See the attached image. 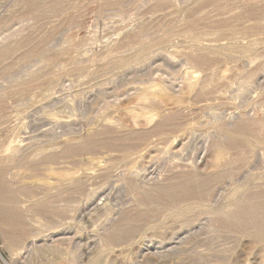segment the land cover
Segmentation results:
<instances>
[{
	"label": "rangeland",
	"instance_id": "1",
	"mask_svg": "<svg viewBox=\"0 0 264 264\" xmlns=\"http://www.w3.org/2000/svg\"><path fill=\"white\" fill-rule=\"evenodd\" d=\"M263 237L264 0H0V264H264Z\"/></svg>",
	"mask_w": 264,
	"mask_h": 264
},
{
	"label": "bare ground",
	"instance_id": "2",
	"mask_svg": "<svg viewBox=\"0 0 264 264\" xmlns=\"http://www.w3.org/2000/svg\"><path fill=\"white\" fill-rule=\"evenodd\" d=\"M46 163H47V162H46ZM170 208H171V207H170ZM172 210H173V209H172ZM181 211H182V210H181ZM162 218H163V217H162ZM176 219H177V218H176ZM184 220H185V219H184ZM185 224H186V223H185ZM175 225H176V224H175ZM197 226H198V225H197ZM180 229L182 230L183 228H180ZM240 229H241V228H240ZM254 231H255V230H254ZM176 232H177V231H176ZM186 233H189V232H186ZM257 233H258V232H257ZM173 235H174V234H173ZM260 235H261V234H260ZM171 237H172V236H171ZM175 237H176V239H177L178 236L175 235ZM166 238H167V237H166ZM178 238H179V237H178ZM181 238H183V237H181ZM263 238H264V237H263ZM165 240H166V239H165ZM170 240H171V239H170ZM179 240H180V239H179ZM183 240H184V239H183ZM166 241H167V240H166ZM174 242H175V241H174ZM181 242H182V240H181ZM177 244H179L178 241H177ZM175 246H176V245H175ZM169 248H170V247H169Z\"/></svg>",
	"mask_w": 264,
	"mask_h": 264
}]
</instances>
